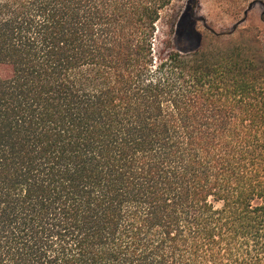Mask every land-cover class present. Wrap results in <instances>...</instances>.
<instances>
[{
  "label": "trees",
  "instance_id": "obj_1",
  "mask_svg": "<svg viewBox=\"0 0 264 264\" xmlns=\"http://www.w3.org/2000/svg\"><path fill=\"white\" fill-rule=\"evenodd\" d=\"M174 1L0 0V264H264V49Z\"/></svg>",
  "mask_w": 264,
  "mask_h": 264
},
{
  "label": "rangeland",
  "instance_id": "obj_2",
  "mask_svg": "<svg viewBox=\"0 0 264 264\" xmlns=\"http://www.w3.org/2000/svg\"><path fill=\"white\" fill-rule=\"evenodd\" d=\"M251 8L247 10L250 3ZM187 0H175L167 11L177 19L188 7L192 12H186L192 17L187 19L185 30L188 37L183 42L172 41L174 48L186 51L194 49L198 44L195 31L202 35V44L212 47L214 37L210 31L216 34H232V38L243 36L245 40L252 39L257 48L264 46V0H198L194 7ZM247 10V11H246ZM246 11V14L244 12ZM188 15V16H189ZM243 20V21H241ZM241 21V22H240ZM239 22V23H238ZM238 23V24H237ZM236 29L232 31L233 26ZM166 25V18L158 24L156 45L159 46L164 38V31L172 28ZM195 29V31H194Z\"/></svg>",
  "mask_w": 264,
  "mask_h": 264
},
{
  "label": "water",
  "instance_id": "obj_3",
  "mask_svg": "<svg viewBox=\"0 0 264 264\" xmlns=\"http://www.w3.org/2000/svg\"><path fill=\"white\" fill-rule=\"evenodd\" d=\"M253 3H254V2H252V3H250V4L248 5L247 10H249V9L251 8V6L253 5ZM193 7H194V6H193ZM247 10H246V11H247ZM246 11L244 12V14H246ZM241 21H243V20H241ZM241 21H240V22H241ZM238 23H239V22H238ZM238 23H237V24H238ZM235 29H236V25L233 26L232 31H234ZM263 49H264V46H263Z\"/></svg>",
  "mask_w": 264,
  "mask_h": 264
}]
</instances>
